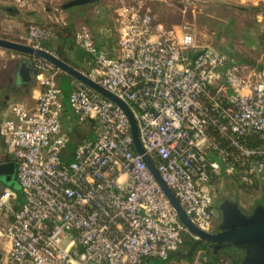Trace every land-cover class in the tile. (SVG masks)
Returning a JSON list of instances; mask_svg holds the SVG:
<instances>
[{"label":"built area","instance_id":"obj_1","mask_svg":"<svg viewBox=\"0 0 264 264\" xmlns=\"http://www.w3.org/2000/svg\"><path fill=\"white\" fill-rule=\"evenodd\" d=\"M114 11L118 56L100 53L91 31L75 34L94 56L86 75L130 108L161 179L191 222L214 233L212 184L225 177L264 189V77L202 45L194 24L174 29L156 22L144 2L119 3ZM51 37L50 29L31 23L26 45L44 49ZM31 61L42 87L36 106L13 104L0 125L23 196L0 186V255L9 264L166 261L188 231L137 152L127 114L77 82L71 110L93 139L69 157L62 72Z\"/></svg>","mask_w":264,"mask_h":264},{"label":"crops","instance_id":"obj_2","mask_svg":"<svg viewBox=\"0 0 264 264\" xmlns=\"http://www.w3.org/2000/svg\"><path fill=\"white\" fill-rule=\"evenodd\" d=\"M26 1L31 0H15L17 7L25 13L21 19L0 16V38L21 43L27 40L25 28L27 24H60L59 22L63 21L71 26L73 33L83 29L91 31L100 53L109 57L118 56L116 13L102 6L101 1L67 11L60 7V10L54 9L53 13L44 12L38 6L25 9ZM200 2L206 8L204 13L202 9L198 11H195V8L190 9L195 14L194 18L196 15L199 16V22L195 23L200 31L199 42L202 45L213 44L229 56L230 64L243 67L247 74L264 77V0H200ZM186 11L187 6L183 12ZM42 47L57 57L58 54H62L61 60L84 74H88L94 67V56L82 49L74 37L71 39L52 37L43 41ZM34 70L31 59L0 49V125L12 116L10 108L13 104H21L27 109L36 106L42 87ZM66 76L63 72L60 74L61 78ZM72 80V85H75L77 81L73 78ZM58 84L61 90L60 81ZM61 93L63 100L64 92L61 90ZM62 118L63 130L71 137L67 149L70 157L73 152L72 146L86 140L83 136L87 132L71 111L65 112ZM5 157L10 155L0 136V160ZM232 255L234 259L238 258L237 254ZM170 258L169 256L162 262L169 264ZM226 262L221 260V264H227Z\"/></svg>","mask_w":264,"mask_h":264},{"label":"water","instance_id":"obj_3","mask_svg":"<svg viewBox=\"0 0 264 264\" xmlns=\"http://www.w3.org/2000/svg\"><path fill=\"white\" fill-rule=\"evenodd\" d=\"M99 1L100 0H71L64 3L61 9L67 11L72 8L86 6ZM0 12L16 19H21L23 16V11L17 6L0 5ZM0 49L18 53L29 59L40 58L48 61L60 69L61 72L114 102L124 110L130 121L132 137L137 152L143 155L150 171L160 184L172 206L175 208L180 223L188 232L197 238L193 246L188 249L185 254L180 253L178 256L189 257L192 252L198 248L206 249L201 251V255L205 257H210L211 254L218 255L223 251L231 250L240 253L241 260L238 264H264V194L262 196V204L255 206L251 212H245L240 206L237 191H233L232 196L219 205L218 209L221 220L218 231L216 233H206L199 230L185 214L174 194L161 179L154 164L147 155H145V151L139 140L137 122L132 111L123 101L91 80L86 74L61 60L48 50L35 49L29 45L3 38H0ZM34 72L38 74L36 69ZM0 180L5 184H11L13 182V184L7 187L15 191L21 190L17 178V165L10 157H5V159L0 160Z\"/></svg>","mask_w":264,"mask_h":264},{"label":"rangeland","instance_id":"obj_4","mask_svg":"<svg viewBox=\"0 0 264 264\" xmlns=\"http://www.w3.org/2000/svg\"><path fill=\"white\" fill-rule=\"evenodd\" d=\"M70 0H31L26 1L25 9H33L37 6L40 7L41 10L44 12L49 11L50 13L55 12L54 9L60 10V7L68 2ZM102 6L107 7L108 9H111L114 11L115 7L119 3L124 4H134L137 2H144L145 6L150 9L152 12L155 21L158 23H163L167 27L179 29L184 24L190 23L194 24L197 33H200L198 31V27L196 26V22L199 20L198 15H196V18H194L195 14L191 12L192 8L196 9L195 11H198L199 9H202L203 13L205 12L206 8L203 7V3L200 2V0H100ZM17 3L15 0H0V5L2 6H17ZM20 4V3H19ZM21 5V4H20ZM187 6L188 11L183 12L184 8ZM202 6V7H200ZM191 9V10H190ZM24 10V9H23ZM25 13L23 12V15ZM2 12H0V16H3ZM194 15V16H193ZM27 19V17H25ZM199 22V21H198ZM28 25L25 26L26 30L28 31ZM199 39V35H198ZM24 42V41H23ZM26 44V43H22ZM213 45V44H211ZM214 46V45H213ZM95 66V65H94ZM94 68V67H93ZM93 69H91L92 71ZM89 71V73L91 72ZM58 81L61 83V90L64 92V99L63 104L65 105L64 111L65 112H72L70 102H69V96L71 91L75 88V85H72L71 81L72 78L70 76L66 77H58ZM63 111V114L65 113ZM63 114L61 116V120H63ZM86 134L83 136L86 140H91L93 138V133L90 131L91 127L88 125H85ZM76 146H72V149L74 150ZM15 183V182H14ZM13 184V182L11 183ZM11 184H5L0 180V186L7 187ZM242 187L239 183L233 181L230 178H221L218 181H216L214 184H212L211 187H209V191L213 196L214 199V223L218 225L221 220L220 212H218L217 206L220 205L224 200L228 199L232 196L233 191H237L239 202L241 206L246 210L250 211L253 207V205L260 200L261 198V192L257 190H253L251 192L245 193L243 190H241ZM19 196L22 198V191L17 190L16 191ZM182 246H181V254H185L190 246L195 243V240L193 239L192 235L188 232L182 233ZM226 253H229L230 255L236 253L232 252L231 250H226ZM175 255V256H174ZM170 260L169 264L172 263H181V264H202V256L200 255V252L196 254L194 260L191 262V259L188 257H180L177 256L175 253L170 254ZM175 257V258H174ZM224 261H227L226 255L222 256ZM151 264H164L158 259H152ZM0 264H9L6 258L3 255H0Z\"/></svg>","mask_w":264,"mask_h":264},{"label":"trees","instance_id":"obj_5","mask_svg":"<svg viewBox=\"0 0 264 264\" xmlns=\"http://www.w3.org/2000/svg\"><path fill=\"white\" fill-rule=\"evenodd\" d=\"M39 25L43 26V27H45L47 29H50L51 32H52V37L65 38V39H71L73 37L75 38L76 32L73 33V30H72L71 26L68 25V24L67 25H61V24H57V23H49V24H39ZM21 43H26L27 44V40L24 41V42L22 41ZM58 56H59V58L63 59L62 54H58ZM240 188L245 193L253 191V189H248L247 187H240ZM257 191H260L261 193H264V189H260V190H257ZM193 244L190 246V248L193 246ZM201 250H204V249L203 248H198V249H195L192 252V254L188 257L189 259H191V262L194 260L196 254L199 253ZM180 251H181V248H180L179 251H177L179 253L176 252L177 256H178V254L181 253ZM186 251H188V250H186ZM226 252L227 251H223L222 253H220L218 255L211 254L210 257L203 256L202 257V264H221V260L223 259L222 256H224V255H226L227 260L232 261V264H238L240 262V260H241L240 253H238L236 251H232V252H236L234 254L238 255V258L234 259L233 255H230L229 253H226ZM151 260L152 259H147V260H145V262L143 264H151L150 263Z\"/></svg>","mask_w":264,"mask_h":264},{"label":"flooded vegetation","instance_id":"obj_6","mask_svg":"<svg viewBox=\"0 0 264 264\" xmlns=\"http://www.w3.org/2000/svg\"><path fill=\"white\" fill-rule=\"evenodd\" d=\"M263 194H264V193H261V198H260V200H258V201L253 205V207H252V209H251L250 211H246V210L241 206V204H240V206L242 207V209H243L245 212H251L255 206H257V205L263 203V199H262ZM239 203H240V202H239ZM220 204H221V203H220ZM214 206H215V203H214ZM217 208H219V205L217 206ZM217 211L219 212V209H218ZM214 214H215V213H214ZM218 226H219V224L216 225V224L214 223V233H216V232L218 231ZM205 250H206V249H205ZM226 263H227V264H232V261L227 260Z\"/></svg>","mask_w":264,"mask_h":264}]
</instances>
